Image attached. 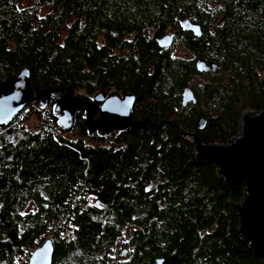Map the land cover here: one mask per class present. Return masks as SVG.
<instances>
[{"label": "trees", "instance_id": "obj_1", "mask_svg": "<svg viewBox=\"0 0 264 264\" xmlns=\"http://www.w3.org/2000/svg\"><path fill=\"white\" fill-rule=\"evenodd\" d=\"M178 43L191 59L172 54ZM200 60L218 71L198 73ZM23 69L35 93L133 94L141 122L89 133L82 110L69 137L43 127L53 108L24 107L41 127L0 135V264L33 249L67 204L74 232L53 242L52 264H264L238 234L243 190L196 160L186 132L203 117L201 142L226 144L244 111L264 110V0H0V80ZM187 87L196 103L182 108Z\"/></svg>", "mask_w": 264, "mask_h": 264}, {"label": "water", "instance_id": "obj_2", "mask_svg": "<svg viewBox=\"0 0 264 264\" xmlns=\"http://www.w3.org/2000/svg\"><path fill=\"white\" fill-rule=\"evenodd\" d=\"M181 27L184 32H190L196 37L201 34L199 25L192 23L188 17L181 21ZM174 37L173 33L162 36L158 40L159 51L170 48ZM195 67L200 72H214L218 68L216 64H208L203 60L198 61ZM29 76V71L23 69L14 77L0 80V125L8 123L27 104L38 102L43 107L52 94L62 92L65 94L64 101H57L54 113L58 115V125L64 132L72 130L75 113L82 109L86 110L85 120L89 133L97 128L103 132L106 130L101 121L95 124L92 120V115L97 111L100 115L113 117L115 125L117 122H128L125 127L129 129L141 122L133 118V94L122 97L97 94L92 100L83 101L73 95L72 89L63 86L35 93ZM195 103L192 90L185 88L181 94L182 107ZM118 118L125 120L120 121ZM205 126L206 119L203 117H199L194 125L197 131L204 130ZM193 142L197 161L211 163L216 168L217 176L228 188L243 190L240 204L236 207L238 234L253 253L264 259V110L245 111L240 119L239 133L226 144L206 145L196 135L193 136ZM53 251V243L46 240L32 253L28 264H51ZM126 254L127 251L123 250L122 256ZM162 263L163 260L158 259L154 264Z\"/></svg>", "mask_w": 264, "mask_h": 264}, {"label": "built area", "instance_id": "obj_3", "mask_svg": "<svg viewBox=\"0 0 264 264\" xmlns=\"http://www.w3.org/2000/svg\"><path fill=\"white\" fill-rule=\"evenodd\" d=\"M53 97V95H52ZM50 98L45 105L41 108V110H48L50 107L53 108V113H54V106L56 105L57 101L59 100V96H57V98L54 99ZM54 102V103H53ZM25 108L21 109L18 114L11 119L8 123L4 124V125H0V135L4 132H7L8 130L14 128L15 126H19V122L22 120H25L26 117V113L27 110H24ZM45 119H46V124L43 126L45 128H47L51 122L52 119L50 118L48 111L45 113ZM40 125V124H39ZM29 130V129H27ZM84 186V185H82ZM81 199H92L91 196H86L85 192H84V188H83V192L80 195ZM70 204H67V207L64 208H59V218L56 221H53L50 226H48V229L46 231V234L42 235V237L40 239H37L34 241V248L31 249L30 251L26 252L22 257H20V259H18V261H16L14 264H28L29 258L32 255V253L38 249L39 247L42 246V244L46 241V240H50L52 243L57 241V239H61L64 237H69L72 235V233L74 232V228L72 226V221L74 220V211H70ZM73 210V209H72ZM65 223L67 225H65ZM54 226L58 227L59 229H55ZM56 234H59L60 237H57Z\"/></svg>", "mask_w": 264, "mask_h": 264}, {"label": "rangeland", "instance_id": "obj_4", "mask_svg": "<svg viewBox=\"0 0 264 264\" xmlns=\"http://www.w3.org/2000/svg\"><path fill=\"white\" fill-rule=\"evenodd\" d=\"M31 3V0H24V6H27V5H29ZM172 54L174 55V56H180V57H186L187 59H191V56L189 55V54H186V52L184 51V49H183V46H182V44H180V43H178L177 45H175L174 47H173V50H172ZM218 69V68H217ZM195 70L198 72V73H200V74H202V73H208V72H200V71H198L197 70V68L195 67ZM218 71V70H217ZM217 71H214V73H216ZM211 72V71H210ZM76 93L75 92H73V95L74 96H76L75 95ZM64 95V94H63ZM65 96V95H64ZM39 107V106H38ZM187 107V106H186ZM182 108H185V107H182ZM39 109V108H38ZM201 109V108H200ZM245 112V111H244ZM243 112V113H244ZM242 113V114H243ZM35 113H33V112H28L27 111V113H26V116H28V118H26L25 120H24V122L26 123V129H29V130H39V128L41 127L40 125H39V123H38V120H37V118H36V116L34 115ZM85 114H86V110H85ZM53 115H54V117H55V123H51V127H53V128H55L56 130L58 129L59 131H61V132H64V131H62L61 129H60V127H59V125H58V121H59V119H58V115L57 114H55V113H53ZM241 117H242V115H241ZM110 118H112L111 116H110ZM198 119V118H197ZM197 119L195 120V123L197 122ZM241 119V118H240ZM194 123V124H195ZM124 125H126V124H124ZM111 126V124L109 125V127ZM129 129V128H128ZM71 132V131H70ZM70 132H67L68 134H63L64 136H69V137H72L71 135H70ZM187 133H188V135H189V137L191 138L190 140H193V136L194 135H196L197 137H198V135H197V130L195 129V127H194V131H186ZM238 133H239V131H238ZM105 134V133H104ZM108 134H110V137H112V136H114V135H116V132H112V131H108V133L106 134V135H108ZM234 138V137H233ZM232 138V139H233ZM85 140H88V139H85ZM88 141H90V140H88ZM194 143V142H193ZM216 174H217V172H216ZM118 248H119V245L117 246V248H115V250L113 251V253H112V255H113V258H114V260L115 261H119V260H121L122 258H123V256H122V254H120V253H117V251H118Z\"/></svg>", "mask_w": 264, "mask_h": 264}, {"label": "bare ground", "instance_id": "obj_5", "mask_svg": "<svg viewBox=\"0 0 264 264\" xmlns=\"http://www.w3.org/2000/svg\"><path fill=\"white\" fill-rule=\"evenodd\" d=\"M60 99H62V101H64V98H63V97H60L59 100H60ZM76 102H77V105H79V102H78L77 100H76ZM78 109H79V108H78ZM118 120L123 121V120H125V119H122V120H121V118H118ZM99 121H101V122L103 123L104 127L106 128V130H105L104 132H103L101 129L97 128L98 131L101 132V133H107V131H108L109 129H114V128H124L126 125H123V124L128 123V122H126V121H123V122H117V124L115 125V124H114V118H113V117L110 118L109 115H104V114H101V115L99 116V118H98L97 120H95V124H98ZM110 124H111V126L109 127ZM125 128H126V127H125Z\"/></svg>", "mask_w": 264, "mask_h": 264}, {"label": "flooded vegetation", "instance_id": "obj_6", "mask_svg": "<svg viewBox=\"0 0 264 264\" xmlns=\"http://www.w3.org/2000/svg\"><path fill=\"white\" fill-rule=\"evenodd\" d=\"M52 95H53V94H52ZM52 95H51V97H52ZM64 95H65V94H64ZM62 96H63V95H62ZM62 96H61V97H62ZM106 96H108V95H106ZM110 96H111V95H110ZM51 97H50V98H51ZM46 102H47V101H46ZM35 103H36V102H35ZM82 110L85 112L84 109H82ZM82 110H81V111H82ZM99 116H100V112H99V111L95 112V113L92 115V120H93V121L97 120V119L99 118ZM93 133H98V134H99L100 132H98V130H95ZM52 258H53V256H52ZM52 263H53V260H52ZM52 263H51V264H52Z\"/></svg>", "mask_w": 264, "mask_h": 264}, {"label": "clouds", "instance_id": "obj_7", "mask_svg": "<svg viewBox=\"0 0 264 264\" xmlns=\"http://www.w3.org/2000/svg\"><path fill=\"white\" fill-rule=\"evenodd\" d=\"M42 106V105H41ZM42 108V107H41Z\"/></svg>", "mask_w": 264, "mask_h": 264}]
</instances>
